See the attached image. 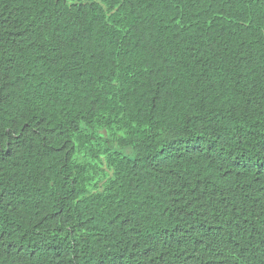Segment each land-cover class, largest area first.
<instances>
[{
	"label": "trees",
	"instance_id": "16d2710c",
	"mask_svg": "<svg viewBox=\"0 0 264 264\" xmlns=\"http://www.w3.org/2000/svg\"><path fill=\"white\" fill-rule=\"evenodd\" d=\"M0 264H264V0H0Z\"/></svg>",
	"mask_w": 264,
	"mask_h": 264
}]
</instances>
